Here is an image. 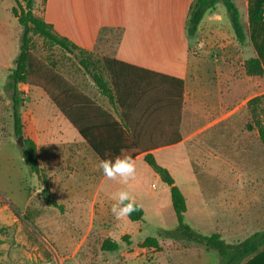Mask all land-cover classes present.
<instances>
[{
    "label": "crops",
    "instance_id": "0c3cea01",
    "mask_svg": "<svg viewBox=\"0 0 264 264\" xmlns=\"http://www.w3.org/2000/svg\"><path fill=\"white\" fill-rule=\"evenodd\" d=\"M195 1L46 0L44 5L39 7L40 2L36 0L34 10L37 16L53 26L57 34L69 39L85 53L97 59V73L108 82L109 73L104 67V58L121 63L115 65V72L120 78L125 79L127 76L137 75L141 70H147L183 81L184 100L177 130L180 142L176 144H163L165 139L175 136V127L167 108L157 94L154 96V93L144 91L137 96H131L125 102L124 113L130 124L143 133V143L146 147H156L134 158L137 166L136 179L127 187L135 195L137 204L141 206L142 203L154 202L159 211L163 210L161 197L172 205L170 187L145 162L147 153H152L157 163L170 172L183 193L184 190L178 183L180 177L184 184L198 188L190 151L191 143L198 138L204 140L206 165H221L220 170L215 171L220 176L216 175L215 178L223 180L227 174V121L230 113L234 111L229 110L228 92L229 84L235 78L229 75L227 69L238 65L239 62L243 66L245 60L237 50L234 30L227 10L221 3L205 14L195 35H188L190 8ZM257 1L234 0L240 11L241 21L244 18L249 27L250 11ZM243 26L246 33L245 25ZM256 30H261V26L256 27ZM233 46L235 48L231 49ZM3 51H7L6 58L1 55ZM13 53L14 50L10 51L0 45V71L8 72L13 69L10 62V57H14ZM54 74L73 84L80 94L92 100L116 120H120L122 108L115 99L111 100L99 92L94 81L81 66L79 76L74 78L63 73L62 63L55 66ZM55 76L52 75V78L55 79ZM57 84L58 82L51 81L49 87L54 90L55 95L62 97V91L55 88ZM22 90L28 99L27 115L23 116L24 135L36 144L42 174L53 182V185L49 186L50 191L53 195H78L80 178L90 179L88 175L94 173L92 165L100 170V158L66 119L48 92L39 86H24ZM153 99L155 103L152 102ZM77 112L85 127H93L95 132L110 130L109 122L103 113L87 102L81 101ZM20 158L23 160L21 152ZM223 164L225 168L222 167ZM12 168L15 169L14 164ZM35 178L38 180L36 175ZM148 178L157 182L152 184V188L159 191L158 200L150 198L147 194ZM122 187L125 186L102 176L100 191L104 195H110ZM44 190L42 186L37 192L42 195ZM184 195L186 197L185 193ZM58 205L62 206L60 203ZM168 208L172 212L173 207ZM188 211L190 207L187 200ZM234 211L237 215L232 220ZM241 212V207H223L221 223L226 227L230 239L226 238L224 232H216L228 243L242 241L239 240L244 227ZM135 223L144 224L143 221Z\"/></svg>",
    "mask_w": 264,
    "mask_h": 264
},
{
    "label": "rangeland",
    "instance_id": "374dc122",
    "mask_svg": "<svg viewBox=\"0 0 264 264\" xmlns=\"http://www.w3.org/2000/svg\"><path fill=\"white\" fill-rule=\"evenodd\" d=\"M39 2V7H42L44 0ZM14 6L15 0H0V45L14 50V57H10L13 68L22 37V28L12 14ZM242 22L247 38L244 44L236 40L239 54L242 53L244 60L260 56L264 65V25L261 30L255 27V34L254 28L250 24L249 27L244 18ZM31 50L48 69L55 72V66L62 63L63 73L71 78L79 76L78 60L59 47H50L42 39L34 37ZM6 52L1 53L2 57ZM228 70L229 75L235 78L230 82L228 92L229 110L234 111L227 121L229 153L226 178H215L220 176L215 171H219L221 165H206L204 140L198 138L190 147L198 188L184 184L181 177L178 183L190 207L184 216L186 223L204 235L220 230L230 239L221 223L223 207H241L244 227L239 240H244L264 228V151L257 126L258 121L264 123V75L246 76L240 62ZM9 72L10 69L8 72L0 71V264L219 263L217 251L184 240L158 237L161 230L173 229L177 225L175 212L173 209L170 212L168 208L172 205L164 197H161V211L154 202L142 203L144 224L130 222L128 218L117 221L111 213L114 201L109 194L104 195L100 191L103 174L95 165H92L94 173L88 175L90 179L80 178L78 195H53L49 188L53 182L45 175L37 176L36 180L21 160L19 144L14 136L12 103L5 88ZM23 87L20 86L24 116L28 111V99ZM254 97L261 100L250 104ZM222 167L225 168V165ZM147 181L148 196L158 200L159 191L152 188V184L157 182L151 178ZM69 183L73 184L72 181ZM42 186L47 198L60 203L62 210L46 205L41 193L37 192ZM236 215L234 211L232 220ZM147 237L158 238L161 249L141 247ZM108 238L119 243L118 251L101 250L102 242Z\"/></svg>",
    "mask_w": 264,
    "mask_h": 264
},
{
    "label": "trees",
    "instance_id": "16d2710c",
    "mask_svg": "<svg viewBox=\"0 0 264 264\" xmlns=\"http://www.w3.org/2000/svg\"><path fill=\"white\" fill-rule=\"evenodd\" d=\"M219 3L223 4L227 10L237 42L244 44L247 35L241 21L240 11L234 3V0H196L190 8L188 35L193 36L196 34L205 14L209 10L214 9ZM263 6L264 0H258L250 11L249 21L251 27L254 28L255 34V27H262L264 25ZM34 10L35 0H15L12 14L17 18L22 28V37L14 68L11 69L5 84L6 90L10 93L9 97L12 103L14 136L17 140L23 136L20 152L26 167L32 174L38 177L43 176L39 165L36 144L32 139L24 135L21 110L24 100L22 97L23 92L20 89L21 85L39 86L48 92L55 105L72 126L79 131L82 138L100 160L114 158L121 154L130 155L135 158L147 150L150 151L156 148L153 145L146 147L143 143V133L130 124L129 119L124 113L125 102L131 96H137L138 93H143L144 91L154 93V96L157 94L167 108L169 117L171 118L170 120L174 123L175 136L171 139H165L163 144L169 145L180 142V137L177 136V130L181 120L184 100V83L182 80L147 70H141L137 75L127 76L125 79L120 78L117 72H115V65L121 63L104 58V67L109 73L108 82L97 73V59L85 53L83 49L79 48L69 39L57 34L53 26L43 18L37 16ZM34 37L42 39L50 47H59L77 59L80 66L94 81L99 92L108 96L111 100L115 99L122 108L123 114L120 120L118 121L113 116L104 112L92 100L80 94V91L73 84L67 82L59 75L54 74L55 72L50 68L49 70L45 63L31 50L32 39ZM243 69L248 77L264 75V65L262 59L259 57L246 59L243 64ZM52 75H56L55 79L57 80L52 78ZM51 81L58 82L55 88L62 91V97L55 95L54 90L49 87ZM260 100V97H254L249 103L254 104ZM81 101L87 102L88 105L95 107L103 113L109 122V131L95 132V128H87L81 123L79 113L77 112ZM152 102L155 103V99ZM257 124L259 140L264 151V123L258 121ZM145 162L170 187L172 207L177 218L176 227L161 230L158 234L159 238L178 241L184 240L217 251L219 254L218 264H264V229L253 233L248 238L237 243L226 242L219 232H214L210 235H204L198 232L185 221L184 216L187 212V200L170 172L157 163L152 153L145 155ZM42 196L48 206L62 210V206L47 198L45 190ZM137 205V210L128 217L132 222H141L144 219V209L139 204ZM140 246L155 250L161 249L159 240L156 237H147ZM119 247L118 242L109 238L105 239L101 244V250L103 252H116L119 250Z\"/></svg>",
    "mask_w": 264,
    "mask_h": 264
},
{
    "label": "clouds",
    "instance_id": "9594fccd",
    "mask_svg": "<svg viewBox=\"0 0 264 264\" xmlns=\"http://www.w3.org/2000/svg\"><path fill=\"white\" fill-rule=\"evenodd\" d=\"M99 169L103 176L125 187L110 194L114 201L111 205V213L117 220H124L137 210V200L133 192L127 187L136 179L137 166L135 159L130 155L121 154L114 158L101 159Z\"/></svg>",
    "mask_w": 264,
    "mask_h": 264
},
{
    "label": "water",
    "instance_id": "95a60500",
    "mask_svg": "<svg viewBox=\"0 0 264 264\" xmlns=\"http://www.w3.org/2000/svg\"><path fill=\"white\" fill-rule=\"evenodd\" d=\"M22 103H23V102H22ZM22 140H23V136H21V137L17 140V142H18V144H19L20 147H22Z\"/></svg>",
    "mask_w": 264,
    "mask_h": 264
},
{
    "label": "built area",
    "instance_id": "2783aa9c",
    "mask_svg": "<svg viewBox=\"0 0 264 264\" xmlns=\"http://www.w3.org/2000/svg\"><path fill=\"white\" fill-rule=\"evenodd\" d=\"M263 10H264V6H263Z\"/></svg>",
    "mask_w": 264,
    "mask_h": 264
}]
</instances>
